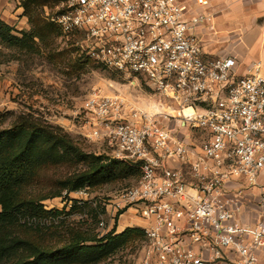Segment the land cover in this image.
<instances>
[{"label":"built area","instance_id":"built-area-1","mask_svg":"<svg viewBox=\"0 0 264 264\" xmlns=\"http://www.w3.org/2000/svg\"><path fill=\"white\" fill-rule=\"evenodd\" d=\"M56 1L51 22L65 34L78 33L88 57L145 79L175 106L179 129L208 133L195 153L179 129L168 128L157 114L129 108L117 90L93 91L76 114L87 138L106 140L117 160L141 170L138 184L111 201V218L135 209L145 223L138 264H223L228 254L232 264H259L264 186L256 221L248 224L236 218L242 190L226 184L242 179L256 186L264 170V75H238L234 57H206L196 29L211 16L184 0ZM170 159L188 171L169 167Z\"/></svg>","mask_w":264,"mask_h":264},{"label":"rangeland","instance_id":"rangeland-1","mask_svg":"<svg viewBox=\"0 0 264 264\" xmlns=\"http://www.w3.org/2000/svg\"><path fill=\"white\" fill-rule=\"evenodd\" d=\"M13 1L15 5L23 8L22 20H25L24 26L20 23L17 27L13 26L17 35L21 37L20 32L25 31L34 38L28 41L31 49L0 46L4 53V63L0 67V112L4 118L0 121V128L10 127L23 113L33 112L48 124L63 129L83 152L102 157V163L111 164L110 175L104 176L107 179L105 182L102 177L93 178L83 188L86 191L84 194L80 193L83 190L81 189L62 197L47 199L43 204L48 211L56 209L62 213L49 216L47 223L52 224L59 235L68 228L88 231L91 237L97 239L111 231L121 233L116 227L118 217L111 218V201L116 192L138 184L141 170L134 163L130 165L121 162V165H115L114 160L117 159L113 153L114 148L106 140H92L85 136V132H74L71 122L82 126L76 114L95 90L107 94L120 91L129 108L157 114L162 117L163 124L174 131L181 126L175 106L150 87L142 77L127 76L109 70L88 57L78 43L81 40L78 33L65 34L52 24L49 14L56 7V0ZM126 114L129 115V110ZM180 131L189 133L192 143L199 147L207 137L205 132H194L186 128ZM88 163L90 159L78 162L77 165L68 163L66 166L45 170L41 173L42 184H49L47 182L54 181L62 173L71 175L90 171ZM122 169L123 172L120 173ZM79 200L85 204L75 203ZM240 211H237V216L241 215ZM247 216L250 218L251 215L248 213ZM62 220L65 228L59 224ZM102 221L104 226L101 225ZM95 244L97 243H88ZM144 245L145 237L137 234L124 247L100 261L85 264H138Z\"/></svg>","mask_w":264,"mask_h":264},{"label":"trees","instance_id":"trees-1","mask_svg":"<svg viewBox=\"0 0 264 264\" xmlns=\"http://www.w3.org/2000/svg\"><path fill=\"white\" fill-rule=\"evenodd\" d=\"M16 32L0 18V46L31 49L28 41L34 38L32 34L22 31L19 37ZM3 54L0 49V67ZM3 118L0 112V121ZM88 159L90 171L62 173L49 184H42L43 171ZM102 160L83 152L63 129L48 124L33 112L23 113L10 127L0 128V264L96 263L124 247L135 235L145 237V231L139 227L126 228L118 234L111 231L99 239L91 237L88 231L68 227L59 235L52 224H47L49 216L62 213L56 209L48 211L43 201L81 190L96 177L105 182L111 164ZM121 162L114 160L115 165ZM59 224L65 228L63 220ZM94 242L97 244L88 245Z\"/></svg>","mask_w":264,"mask_h":264},{"label":"crops","instance_id":"crops-1","mask_svg":"<svg viewBox=\"0 0 264 264\" xmlns=\"http://www.w3.org/2000/svg\"><path fill=\"white\" fill-rule=\"evenodd\" d=\"M184 1L192 10L205 12L211 16L210 21L196 29L206 57H234L237 62L235 72L238 75L248 72L264 75V0H208V6H200L196 0ZM22 14L23 8L15 5L14 1L0 0V18L10 26L17 27L18 23L24 26L25 20H22ZM184 128L194 132H204L188 126L181 127ZM71 129L81 134L85 132L84 128L76 125L75 122H71ZM182 131L179 132V136L193 146L195 153H200L199 145L192 143L190 134ZM205 134L207 139L208 133ZM168 164L169 167L188 171V166L177 159H170ZM186 179L192 180L187 172ZM261 186H264V170L259 174L256 186H249L242 179L226 184L230 191L242 190V200L237 210H241V215H236L237 219L248 224L256 221L257 200ZM248 213L251 215L250 218L247 216ZM117 223L116 227L120 232L130 227L142 229L145 227L143 220L136 215L135 209L123 212ZM120 226L122 229H119ZM225 252L230 253L228 250ZM227 257L223 264H232L233 255L228 254ZM259 264H264V248L259 252Z\"/></svg>","mask_w":264,"mask_h":264},{"label":"bare ground","instance_id":"bare-ground-1","mask_svg":"<svg viewBox=\"0 0 264 264\" xmlns=\"http://www.w3.org/2000/svg\"><path fill=\"white\" fill-rule=\"evenodd\" d=\"M170 110H171V109H170ZM171 112H173V110H172ZM189 112H190L189 109H185V110H184V113H185V114H187V113H189ZM173 115H174V114H173Z\"/></svg>","mask_w":264,"mask_h":264}]
</instances>
